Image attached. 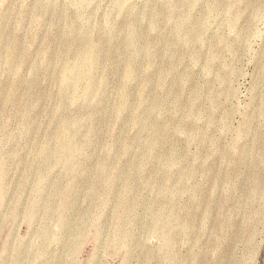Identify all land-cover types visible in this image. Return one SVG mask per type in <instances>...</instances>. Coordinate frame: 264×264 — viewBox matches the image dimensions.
<instances>
[{"label": "rangeland", "instance_id": "rangeland-1", "mask_svg": "<svg viewBox=\"0 0 264 264\" xmlns=\"http://www.w3.org/2000/svg\"><path fill=\"white\" fill-rule=\"evenodd\" d=\"M0 264H264V0H0Z\"/></svg>", "mask_w": 264, "mask_h": 264}, {"label": "bare ground", "instance_id": "bare-ground-1", "mask_svg": "<svg viewBox=\"0 0 264 264\" xmlns=\"http://www.w3.org/2000/svg\"><path fill=\"white\" fill-rule=\"evenodd\" d=\"M229 12V11H228ZM232 24V23H231ZM233 26V25H232ZM234 27V26H233ZM196 30V29H194ZM193 34V33H192ZM194 36V35H193ZM195 37V36H194ZM193 37V38H194ZM197 37V36H196ZM96 59L95 58H91V61H90V69H93L95 63H96ZM80 69V62L76 65L75 67V70L73 73L69 74V76L67 75V77L63 78L62 81H61V88L64 90H66V87L68 86L69 82L75 77V74H76V71H78ZM63 93H65V91H62ZM199 95V94H198ZM197 96V95H196ZM61 97V96H60ZM64 97V96H63ZM148 129V128H147ZM160 129V128H158ZM152 130V129H151ZM154 130V129H153ZM154 132V131H153ZM158 133L157 131L155 130V136H157ZM159 136V135H158ZM61 140H63L66 144L69 143V137L66 135V134H62L61 135ZM70 145V144H68ZM71 148V147H70ZM146 148V151L148 152V154H146L147 156L144 158V160L148 161L151 159V152H152V146H151V143L145 147ZM150 152V153H149ZM158 157V156H157ZM154 160V159H153ZM162 161V160H161ZM162 163V162H161ZM164 164V163H163ZM167 166V165H165ZM142 167V166H141ZM128 193V192H127ZM128 206V205H127ZM160 219V218H159Z\"/></svg>", "mask_w": 264, "mask_h": 264}]
</instances>
